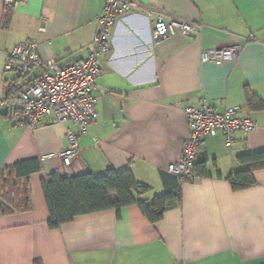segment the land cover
<instances>
[{"label":"crops","instance_id":"1","mask_svg":"<svg viewBox=\"0 0 264 264\" xmlns=\"http://www.w3.org/2000/svg\"><path fill=\"white\" fill-rule=\"evenodd\" d=\"M129 1L145 9L118 19L95 83L96 121L80 135L76 161L65 167L60 154L67 131L78 130L74 123L29 129L13 122L9 106L3 114L6 87L24 88L38 73H6V55L33 41L44 68L85 58L107 0H0V173L16 164L32 169L21 180L30 209L0 211V264H264V168L253 170L257 183L248 189L234 191L226 179L244 169L240 156L264 152V108L248 105L249 96L264 104V0ZM161 13L199 25L201 34L157 43L153 29ZM42 18L46 33L39 31ZM232 46L242 47L235 62L201 61L205 50ZM202 104L238 108L258 128L237 133L231 147L221 135L206 139L198 162L208 176L181 184L168 166L182 159L190 137L184 108ZM111 169L129 170L148 185L143 199L171 194L162 220L152 223L132 205L49 228L47 178L101 177Z\"/></svg>","mask_w":264,"mask_h":264},{"label":"built area","instance_id":"2","mask_svg":"<svg viewBox=\"0 0 264 264\" xmlns=\"http://www.w3.org/2000/svg\"><path fill=\"white\" fill-rule=\"evenodd\" d=\"M143 9L136 1L107 0L103 14L97 17L99 30L94 37L93 47L85 58L71 64L60 66L52 61L44 68L37 43L33 41L18 44L6 55V73L30 75L38 72L18 95L10 97L7 104L13 122L29 129L51 123L72 122L77 126V131L69 129L66 133L68 147L60 154L65 167L73 165L80 152V135L89 134L90 127L96 121L98 99L94 88L102 73V59L112 52L113 29L121 16ZM42 22L39 31L46 33L47 19L42 18ZM201 30L197 24L167 18L161 13L155 20L153 36L158 43L178 34L199 36ZM241 50V46L205 50L201 54V61L217 65L235 62ZM184 112L190 137L182 159L168 166V172L176 176L181 184L198 180L194 167L206 139L221 135L226 145L231 147L237 133L248 134L258 128V122L242 114L238 108L218 111L202 104L198 107L186 106Z\"/></svg>","mask_w":264,"mask_h":264},{"label":"trees","instance_id":"3","mask_svg":"<svg viewBox=\"0 0 264 264\" xmlns=\"http://www.w3.org/2000/svg\"><path fill=\"white\" fill-rule=\"evenodd\" d=\"M11 12L12 8H8L4 24L11 22ZM6 88L7 103L10 97L23 90L18 84L13 88L9 85ZM248 105L255 110L264 108L263 102L255 96H249ZM238 161L244 169L226 178L234 191L256 185L253 170L264 168V152L242 155ZM194 168L197 176H208L204 163L197 160ZM31 171L32 169L29 172L21 170V164H16L0 173V211L8 213L30 209L29 192L25 184H21V180L28 181ZM43 192L50 212L48 226L51 229H58L83 214L106 210H116L119 214L122 208L132 205H137L144 216L156 223L164 217L167 204L173 197L171 194H164L151 201L143 199L151 192V188L138 182L131 171L118 172L114 169L101 177L92 174L61 177L54 174L43 182ZM35 264H41V261L37 260Z\"/></svg>","mask_w":264,"mask_h":264},{"label":"water","instance_id":"4","mask_svg":"<svg viewBox=\"0 0 264 264\" xmlns=\"http://www.w3.org/2000/svg\"><path fill=\"white\" fill-rule=\"evenodd\" d=\"M7 112H8V104H5V105L3 106V114H4V115H7Z\"/></svg>","mask_w":264,"mask_h":264},{"label":"rangeland","instance_id":"5","mask_svg":"<svg viewBox=\"0 0 264 264\" xmlns=\"http://www.w3.org/2000/svg\"><path fill=\"white\" fill-rule=\"evenodd\" d=\"M77 159V158H76ZM76 161V160H75Z\"/></svg>","mask_w":264,"mask_h":264}]
</instances>
